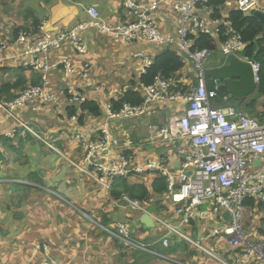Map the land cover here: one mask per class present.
<instances>
[{"label": "crops", "instance_id": "crops-1", "mask_svg": "<svg viewBox=\"0 0 264 264\" xmlns=\"http://www.w3.org/2000/svg\"><path fill=\"white\" fill-rule=\"evenodd\" d=\"M22 1L25 2L26 7L23 8L25 13H22L24 15L18 23L23 22L24 25L16 29H20L18 31L19 34L22 30L27 32L23 28H28V33L33 38L31 42H37L44 36L55 37L62 31L87 22L89 20L87 11L90 7L96 8L100 13L101 19L111 25H116L120 21L125 20L126 15L129 14L122 9L119 0H36L31 8L28 7V0H9L10 6L8 5V8L11 9L13 6H20ZM136 1L143 4L150 3V0ZM174 1L163 0L156 13V20L164 36L177 40L178 30L182 23V16L172 9ZM237 8L238 0H228L224 10V18L228 16L231 10ZM261 8V11L264 12V0ZM210 13L211 11L207 8H203L200 11V14L209 23L211 33L218 42L217 50L212 54L217 56L216 63L212 66H207L206 64L207 68L219 67L223 64V60L219 57L222 54V46L224 44L220 41V27L217 23H214L215 20H211ZM33 18H37L41 22L37 34L33 33V27L31 26ZM81 37L87 47L86 54H78L69 43H66L61 49L51 50L48 54L49 61L52 64L64 60L70 63L72 70L69 71L65 66L58 65V68L50 72L49 87L47 89L53 101L42 106L36 112H30L28 110L18 112V115L29 124L30 122H35L37 125L43 123L50 128H59L58 131L67 128L62 135L56 136L55 138L51 134L46 133L50 137L53 148L42 143L35 144L34 142L26 141L25 147L22 148L24 149V153L16 156V153L11 152L7 146L0 144V151L4 154V159L0 160V180L8 187V190L5 191H3V188H0V255H3L0 258V264H28L29 261L31 264H36L41 262L44 257L54 261L51 258L53 256L51 251L52 247L49 248L46 243L37 241L31 243V248H24L25 246L23 245H20L19 249L11 247L14 245V239H21L25 243L26 241H31L37 235L35 233L43 234L44 232L50 233L54 240H58V244L60 243L59 240L62 239L57 253L61 254L65 259L63 262H58V264H83L81 261L77 262L72 260L71 255L75 253L77 243L74 241L70 242L67 236L72 240L78 239L80 235H83L82 239L88 238V235H86L89 232L88 230L87 232L78 230L77 223L80 222L81 218L87 223L95 222L104 231L108 232V229L100 225L102 224V220L91 221L86 219L85 216H93L100 209L106 210V202L111 199L103 197L105 192L101 187L76 167V165H82L83 163L88 138L83 136V139H77L74 138V135L79 134L82 137V135H87L95 127L103 125L106 119V111L108 106L111 105V101L118 100L125 92L131 89V83H136L140 76L145 73V69L147 68L146 62H153L155 56L165 48H176L173 44L163 46H156L149 43L121 44L115 42L110 36L94 29L84 31ZM5 44L7 49L0 53V63H11L12 66L6 67L10 70H14V68L19 66L23 67L24 61L11 60L13 55L22 51V45L17 44L16 39ZM140 53L143 54L142 58L139 57ZM35 73L41 76L40 73ZM195 78V68L190 61H187L186 66L176 75V80L182 88L191 85L192 80ZM134 89L141 92L143 96L145 95L146 87H143V85L136 83ZM77 91H81L86 99L94 100L100 105L102 111L101 116H88L82 125L71 122L65 117L67 107L78 105L70 103V92L75 93ZM224 100L220 102L214 98L212 101L213 107L225 108L230 106L227 98H224ZM262 104H264V98L258 100V105L253 113L249 112V109L246 107L247 104L239 107V109L249 117L254 118V113L264 111ZM186 107L187 104L183 101L163 100L155 106L157 110L155 116L143 117L142 119L126 122L114 120L110 122L109 128L115 139L121 140L126 146L128 145V148L131 150L130 152L135 154L138 162L164 159L172 163L174 161L173 165L176 167L177 157L171 147L153 146L147 140L151 126H163L174 118L180 117L185 112ZM58 116H64V119H59ZM63 123L67 124L66 128ZM14 124H16L15 121L9 119L5 124L1 125L0 138L4 136L15 138L12 141L16 145L18 144L17 138L14 137L15 135L13 137L10 136L13 131H16L13 127ZM40 132L45 133L43 131ZM91 140L95 141L96 137H91ZM178 144H182V142L179 141ZM109 151L115 157L119 156L118 150L114 151V149H111ZM78 159L80 163L77 162ZM254 165L251 166V171L256 169L257 166L255 167ZM142 179L148 181L150 184L154 179V175L146 174ZM14 187L17 190H14ZM109 194L106 192V195ZM166 199V196L161 199L162 203L164 201L166 206L165 209H161L163 213L157 214L156 210H151L150 208V213L156 215V218H154L156 227L154 229L146 228L141 223L143 213L139 211L129 213L126 210L129 206H119L121 207L120 210L113 213L115 222L127 223L123 217L132 216L130 223H134V226H130L129 224L131 237L146 247L148 246L152 250L148 254L156 257L145 259L141 250L126 246L120 240L119 242L124 249H120L121 253L118 250L114 252L118 257L114 263L110 264L215 263L210 260L205 262L204 258L196 256L189 257L191 253L188 257H182L181 263L173 262L165 258L169 257L172 259L174 256H181L187 253L180 248L177 250V253L164 255L159 251L165 248L162 242L160 243L161 248L158 251L151 248L152 245L159 243L156 240L158 235L154 231L158 230L160 226L163 229L161 221L168 220L167 223L171 226L179 222L174 214L173 204H170ZM17 201L18 204L16 205L11 203H16ZM112 201L111 203L113 204ZM258 202L261 201L258 200ZM20 205L24 209L19 210L18 206ZM207 207L205 205L202 209L205 210ZM145 208L149 210L146 205ZM35 212H37V215H34ZM261 214H264V210H261L259 207H247L245 211L246 223L249 225L247 228L253 235L257 233L254 230L255 227L259 223H262L259 222L262 219ZM138 215L139 217L136 218ZM214 220L219 223L222 222L219 216H216ZM65 224H67V228L63 226ZM192 224L196 225L197 223L193 222ZM111 227L113 228V226ZM209 227L213 228L210 224ZM219 227L221 226L215 228ZM2 228L4 229L3 231ZM183 228L190 233H185L188 236L197 234L199 238L197 241L207 240L206 236L202 234L204 228H201L199 231H197V225L196 228H192V226H183ZM59 229L61 230L59 231ZM164 232V235H166V228ZM260 232L264 235V229L260 228ZM164 235L160 236L159 241L163 240L162 237ZM256 237L253 240H256ZM111 238L113 239V237ZM152 239L155 241H149V244L143 242ZM211 241L210 245L212 247L216 243V240L211 239ZM229 251L224 250L223 256L227 257L230 262L240 258L239 254L241 252L233 254ZM192 252L193 255L199 253L195 252V250H192ZM159 255L165 256V258ZM55 258L60 261V258ZM184 259L185 262L183 261ZM243 264H264V262L255 259Z\"/></svg>", "mask_w": 264, "mask_h": 264}, {"label": "built area", "instance_id": "built-area-1", "mask_svg": "<svg viewBox=\"0 0 264 264\" xmlns=\"http://www.w3.org/2000/svg\"><path fill=\"white\" fill-rule=\"evenodd\" d=\"M119 2L122 9L129 14L116 25L103 21L99 11L90 7L87 11V22L62 31L55 37L44 36L37 42H31L33 38L28 32H19L16 43L22 45V51L13 55L11 60L24 61L25 68L41 74L42 83L26 89L12 101L0 100V126L12 119L35 139L53 148L48 134L33 129L18 112H36L53 101L47 89L50 72L58 68V65L72 70L70 63L64 60L52 64L48 54L51 50L61 49L66 43L71 44L78 54H86L87 47L81 37L86 30H98L122 44L175 45L176 49L193 63L196 72L195 84L192 82L191 85L181 88L175 79L157 77L152 85L146 87L141 105L133 106L124 102L118 111H114L109 105L103 125L95 127L82 137L79 134L74 135L77 139L88 138L83 164L76 167L94 180L104 192L111 191L114 178L154 173L166 180V200L173 204L180 227L196 228L197 225V228H201L203 223L215 221L216 216L222 220L221 227L207 229L206 239L216 240L212 250L181 232L176 225H169L168 220H160L166 228V235L161 241L165 248L170 246V236L176 235L199 251L200 255L207 256L218 264H243L255 259L264 262V237L258 242H250L244 229L247 209L244 200L257 197L264 202V124L235 106L215 108L212 105L216 93L208 89L206 66V60L211 53L192 51V36L200 32L212 35L209 23L200 14L202 9L198 7L206 0L174 1L172 9L182 16L177 40L164 36L157 23L156 13L163 0H150L149 4L138 3L136 0ZM262 2L263 0H238V9L250 14L254 10H261ZM214 23L220 27V34L222 21ZM226 36L229 39L224 42L222 53L228 58L237 57L250 63L256 75V82L259 83L260 64L242 55L246 44L231 29ZM6 49V44L1 42L0 53ZM139 57L142 58L143 54L140 53ZM150 63L147 61L146 67ZM70 94L71 104H81L88 100L81 91ZM163 100L183 101L187 104L186 110L180 117L163 126H151L147 141L153 146L171 147L177 157L178 168L173 165L174 161L172 163L164 159L138 162L128 145L115 139L109 128L110 122L114 120L125 122L155 116V106ZM69 121L77 123V116H72ZM14 135L15 131L10 134L11 137ZM91 137H96V140L92 141ZM179 141L182 144H178ZM111 149L118 150L119 156L111 154ZM259 160L262 165L251 171V166ZM124 200L133 210L148 213L153 219L156 218V215L148 212L139 201H132L128 197H124ZM205 205L208 207L204 210L202 208ZM225 213L231 215L230 223L224 219ZM193 222L197 224L194 225ZM113 229L115 231L108 232L118 237L126 246L152 252L141 242L133 240L129 225L116 223ZM224 250H230L233 254L241 252L240 258L233 262L226 261L219 257H223Z\"/></svg>", "mask_w": 264, "mask_h": 264}, {"label": "trees", "instance_id": "trees-1", "mask_svg": "<svg viewBox=\"0 0 264 264\" xmlns=\"http://www.w3.org/2000/svg\"><path fill=\"white\" fill-rule=\"evenodd\" d=\"M227 1L228 0H206V2L199 4L198 7L201 9H209L211 11L210 18L212 21L221 20L225 24H227L226 26L224 24L221 25L219 34L221 42H227L229 37L226 36V33H228V31L231 29V31L238 34L241 38V41L246 44V48L242 52V55L260 64V71L258 73V89L253 96L247 99H241L238 102H234V100L228 99L227 86L222 85L217 88V84L214 78L207 73L208 89L210 92L216 93L215 99L217 101L223 102L225 101L224 98H227L229 105H233L238 108L242 107L244 104H247L246 107L249 109V112L253 113L258 105V100L260 98H264L263 26L257 18L253 17L252 15L245 14L239 9L231 10L228 13V16L224 18V10ZM32 22L33 23L31 26L33 27V33L37 34V32H39L41 22L37 18H33ZM23 29L27 30V32L29 30L28 28ZM19 30L20 29H16L14 31V39L17 38ZM192 40V51L194 52L208 51L213 54L217 50V39L211 34L200 32L195 36H192ZM187 61V58L183 56L177 49L172 47L165 48L157 56H155V58L153 59V63L148 68H146L145 73L140 76L139 80L136 83L143 85V87H148L154 83L157 77H161L166 80H176V75L186 66ZM2 70L4 72L10 71V69L8 68H2ZM11 71H16L14 80L5 84H1L0 99L12 101L18 98V96L22 94L26 89L32 86H39L42 83V77L39 74L33 72L28 68H25L24 66H19ZM136 83L132 82L131 89L125 92L121 98L111 101V106L114 111L120 110L124 102H127L133 106H138L143 103V94L134 89ZM178 86L181 87V85ZM177 89H179V87ZM262 106L264 108V104H262ZM101 114L102 111L100 105L94 100H87L81 104L67 107L65 117L70 119V117L72 116H77L78 125H82L86 117H99L101 116ZM254 115V118H256L260 123H264V111L261 113H254ZM13 127L14 129H16L14 137L17 138L18 144H13L12 140H14L15 138L6 136L0 138V144H2L3 146H7L11 152L19 153L20 149L25 147L26 141L29 142L31 137L34 140L38 141L28 132H26L20 125L14 124ZM3 159L4 154L0 151V160ZM167 191L168 187L165 178L159 177L154 174V179L150 184L148 183V181L143 180L142 176L114 178L112 180V189L109 192V195L113 200H115L116 202H120L122 205L124 204L123 197L126 196L132 201H139L141 204L148 206L149 210L150 208L156 209V212L158 214H161L163 213L161 212V209L166 208L165 202L163 201L162 203L161 199L165 196ZM244 205L246 206V208L259 207L261 210H264V202H258V200L254 197L246 198L244 200ZM100 225L108 230L115 231L113 228H111V226H116L114 215L105 214L103 216L102 224ZM103 232L107 233V235H109L110 237H113L116 242L120 241L118 237L109 234V232ZM158 238H160V235H158L157 239ZM153 240L154 239L146 240L145 242H154L155 240ZM180 248L188 250V248H190V245L183 240H178L177 243L171 245L169 248H162L159 251L164 255H172L174 253H177V250ZM197 255H199V253H195L193 255V252H191V255L189 257H197Z\"/></svg>", "mask_w": 264, "mask_h": 264}, {"label": "rangeland", "instance_id": "rangeland-1", "mask_svg": "<svg viewBox=\"0 0 264 264\" xmlns=\"http://www.w3.org/2000/svg\"><path fill=\"white\" fill-rule=\"evenodd\" d=\"M35 1L36 0H28V7H30V8L33 7V5L35 4ZM8 5L10 6L9 0H0V43L3 42V43H7V44L10 41L14 40V38H13L14 29H16L19 26L22 27L24 25L23 22H20V23H18V22L22 18V16L24 15L22 13H25L23 8L26 7L25 6V2H23V1H22V4L20 6H17V7L13 6V8H11V9L8 8ZM11 12H13V13H11ZM19 24H22V25H19ZM216 59H217L216 55H212L209 58H207V60H206L207 66L214 65L216 63ZM3 65H5V66L3 67ZM8 66H12L11 63H4V64L0 63V86H1V84H5V83H8V82H11V81L14 80V76L16 74V71H11L10 70V71L4 72L2 70V68H6ZM192 82H194V84H195L196 79H193ZM58 117H59V119H64V116H58ZM30 125L32 127H34L36 131L40 130V131H43L45 133L51 134L53 136V138H55L56 136L62 135V133H64L65 130L67 129L66 128V126H67L66 123H63V125H65L66 129L60 130V131H58L59 128H55V127H51L50 128V127L44 125L43 123L37 125L35 122H30ZM29 142H34L35 144L36 143L40 144V142L34 140L32 137L29 140ZM23 153H24V149H20V152L16 153V156H18L20 154H23ZM77 162L80 163L79 159L77 160ZM0 188H3V191L8 190V187L5 186V184H3L1 180H0ZM14 190H17V188L14 187ZM103 197L111 199V200H108L106 202L107 209L106 210L105 209H100L99 211H96V213L93 216L86 215L85 216L86 219L91 220V221L100 219V220L103 221V216L105 214H107V215L113 214L115 212H118V210H120L121 207H119V206L126 207L128 205V204L127 205H125V204L122 205L120 202H116L109 195H106V193L104 194ZM254 198L259 200L257 197H254ZM111 201L113 202V204L111 203ZM11 203L16 205V204H18V201L16 203H14V202H11ZM18 208H19V210L24 209L21 205L18 206ZM126 210L129 213L137 212V211L132 210L130 207H127ZM151 210H156V209H152L151 208ZM34 215H37V212H35ZM138 217H139V215L136 218H138ZM261 217H262V219L259 220V222H262V223L261 224L259 223V225L257 227H255L254 230L257 231V233H255L253 235L252 233H250V230L247 228V226L249 227V225L246 223V217L244 216V229H245V232L247 234V239L250 242L251 241H260L264 237V235L260 232V228L264 229V214H261ZM131 218H132V216L123 217L124 221L127 222V224H130V226H134L133 225L134 223H132V224L130 223L131 222L130 221ZM77 224H78V230H80L81 232H87V230H88L89 232H88V234H86V235H88V238H85V239H82L83 235H80V237L78 236V239H74V240L70 239V237L67 236V238H68V240L70 242L74 241V242L77 243L76 251H75V253L73 255H71L72 260L77 261V262L81 261L83 264H110V263H114L116 258L118 257V255H115L114 252L116 250H118L119 253H121L120 249H124L123 246L119 242H116V240L112 239L109 235H107V233L103 232L104 229L102 227L98 226L97 224H95V222L87 223L86 221H84L81 218L80 222H78ZM209 224L213 228H215L217 226H220V223L217 222V221H213L211 223H208V222L207 223H203L201 228H204V230L206 232L205 233L202 232V234H204L206 237L208 236V235H206V234H208V230L207 229L210 228ZM175 225L177 227H179L181 232L190 234L183 227L179 226V222L176 223ZM63 226H65V228H67V224H65ZM201 228H197L198 229L197 231H199ZM3 230L4 229L2 228V231ZM60 230L61 229H59V231ZM164 230H165V228L163 227V229H162L161 226H160V227H158V230L154 231V233H156L157 235L161 236V235L165 234ZM43 231H39V232H43ZM36 234L37 235L39 234V235L37 236ZM35 235L36 236L34 238H32L31 241H26L25 243L22 242L21 239H14V245H12L11 247L19 249V246L23 245V246H25L24 248H31V243L39 241L40 243H46L49 246V248L52 247L51 251H52L53 256H55L57 258H60V261L57 260L55 257L51 256V258L54 261H51V260L46 259L44 257V259L41 262H38L36 264H58V262H63L64 261L65 258H63L61 254L57 253L59 251V248H60L59 246L61 245L62 239L59 240L60 243L58 244L57 243L58 240H54L50 233H47V232H44L43 234L42 233H35ZM190 236L193 239H195V240H199L197 234L196 235L195 234H191ZM255 236H257L256 240H253L255 238ZM159 239L160 238L157 239L158 242H159ZM178 240H181V239L178 236H176V235H172L169 238V242H172V245L177 243ZM143 242L146 243L145 241H143ZM200 242L205 247H207L208 249L212 250V247L210 245L211 242H212L211 239L200 241ZM159 243H157L155 245H152L151 248L153 250H155V251H158L161 248ZM147 244H149V243H147ZM147 248H148V246H147ZM71 249H72V246H71ZM133 249H135V248H133ZM148 249L151 250L150 248H148ZM183 250L187 254H185V255L182 254L181 256H176V257L174 256V257H172V259L174 261H176V262H180L181 263L182 262L181 261L182 257H184V258L188 257V255H190L192 250L197 251L192 246H190V248H188V250H186V249H183ZM141 252H143L142 255L144 256L145 259H151V258H155L156 257V256H154L152 254H148V252H145L143 250H141ZM197 252H199V251H197ZM211 252H213V251H211ZM2 257H3V255H0V258H2ZM197 257L204 258L205 262H207L208 260L212 261L210 258H208L207 256H204V255H200L199 254V255H197ZM219 257L222 258V259H225L226 261H229L227 257H224V256L222 257L221 255H219ZM183 261L185 262V259ZM212 262H214V261H212ZM215 263H217V262H215ZM28 264H31V262L29 261Z\"/></svg>", "mask_w": 264, "mask_h": 264}, {"label": "water", "instance_id": "water-1", "mask_svg": "<svg viewBox=\"0 0 264 264\" xmlns=\"http://www.w3.org/2000/svg\"><path fill=\"white\" fill-rule=\"evenodd\" d=\"M251 15L257 18L262 24L264 37V12L255 10L252 11ZM219 57L223 60V64L219 67L209 68L208 70V74L214 78L217 88L222 85L227 86L228 99L234 100V102L253 96L258 89L253 66L250 63L241 61L237 57L228 58L224 54H221ZM175 165L178 167L177 164ZM261 165L262 161L259 160L254 166L260 167ZM224 219L230 223L231 215L225 213ZM141 223L149 229H154L156 227L153 218L148 213L142 216Z\"/></svg>", "mask_w": 264, "mask_h": 264}, {"label": "clouds", "instance_id": "clouds-1", "mask_svg": "<svg viewBox=\"0 0 264 264\" xmlns=\"http://www.w3.org/2000/svg\"><path fill=\"white\" fill-rule=\"evenodd\" d=\"M237 9H238V8H237ZM254 11H255V10H254ZM259 11H261V10H259ZM251 13H252V12H251ZM251 13L248 14V15H251ZM219 21H221V20H219ZM222 24H224L225 26L227 25V24H225L223 21H222ZM121 44H122V43H121ZM0 45H1V43H0ZM175 49H176V48H175ZM222 54H223V53H222ZM211 55H212V54H211ZM188 61H189V60H188ZM152 63H153V62H151L150 65H151ZM150 65H149V66H150ZM149 66H148V67H149ZM148 67H147V68H148ZM30 70H31V69H30ZM145 70H146V69H145ZM208 70H209V68H208ZM207 73H208V72H207ZM41 77H42V76H41ZM258 84H259V83H258ZM0 100H3V99H0ZM70 118H71V117H70ZM69 120H70V119H69ZM125 122H126V121H125ZM28 124H29V123H28ZM30 126H31V125H30ZM31 127H32V126H31ZM38 141H39V140H38ZM39 142L42 143L41 141H39ZM43 144H44V143H43ZM146 174H147V175H148V174H152V175H154V173L147 172V173H145V174H143V175H140V176L143 177V176H145ZM157 176H159V175H157ZM159 177H162V176H159ZM163 178H164V177H163ZM109 192H110V191H109ZM109 192H108V193H109ZM105 193H106V192H105ZM124 197H126V196H124ZM124 197H123L124 204L127 205V202L124 200ZM142 205H143V204H142ZM127 206H129V205H127ZM143 206L145 207V205H143ZM129 207H130V206H129ZM130 208H131V207H130ZM131 209H132V208H131ZM148 209H149V208H148ZM132 210H133V209H132ZM134 211H137V210H134ZM147 211L150 212V210H147ZM139 212H140V211H139ZM140 213H141V212H140ZM143 214H145V213L143 212ZM149 215H150V214H149ZM150 216H151V215H150ZM151 217H152V216H151ZM153 220H154V219H153ZM154 222H155V220H154ZM116 223H117V222H116ZM125 224H127V223H125ZM127 225H129V224H127ZM135 241H137V240H135ZM161 241H162V240H160L159 242L161 243ZM138 242H139V241H138ZM170 246H171V243H170ZM170 246H169V247H170ZM169 247H167V248H169ZM147 249H148V248H147ZM148 250H149V249H148ZM149 251H152V250H149ZM145 252H148V251H145ZM148 253H150V252H148ZM160 257L165 258V256H160ZM165 259H167V260H171V261H173V262H176V261L172 260V259L169 258V257H167V258H165Z\"/></svg>", "mask_w": 264, "mask_h": 264}]
</instances>
